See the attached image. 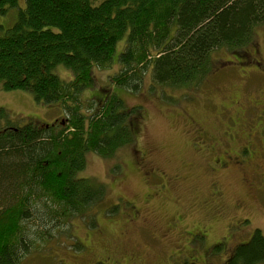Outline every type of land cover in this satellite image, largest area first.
I'll return each mask as SVG.
<instances>
[{
	"label": "trees",
	"instance_id": "obj_1",
	"mask_svg": "<svg viewBox=\"0 0 264 264\" xmlns=\"http://www.w3.org/2000/svg\"><path fill=\"white\" fill-rule=\"evenodd\" d=\"M18 5L0 0V13ZM261 25L264 0H25L11 26L0 24V90L29 92L63 116L0 126V264H20L41 250L50 227L70 217L94 225L104 188L81 171L87 153L112 159L137 141L143 105L127 106L124 94L139 92L145 76L152 87H197L219 50L248 67ZM60 66L70 79L60 77ZM98 70L107 88L83 99ZM243 221L251 218L228 227ZM228 252L222 264H264V235L256 227ZM102 260L121 264L111 253Z\"/></svg>",
	"mask_w": 264,
	"mask_h": 264
},
{
	"label": "rangeland",
	"instance_id": "obj_2",
	"mask_svg": "<svg viewBox=\"0 0 264 264\" xmlns=\"http://www.w3.org/2000/svg\"><path fill=\"white\" fill-rule=\"evenodd\" d=\"M17 2V8L0 13V24H13L25 0ZM248 48H257L264 58V25L254 29ZM213 55L215 68L197 87H152L145 76L139 92L124 94L127 106L143 105L137 141L119 148L112 159L87 153L81 171L104 188L102 204L91 218L94 225L70 217L50 227L51 240L38 242L41 250L20 264H113L102 260L104 253L121 264H222L256 227L264 235V69L259 75L245 73L231 53ZM56 71L71 78L64 67ZM105 75L96 72L95 85L84 89L83 99L100 85L106 87ZM0 107V126L63 116L59 107L38 103L22 90H0ZM248 133L256 157L241 168L222 170L224 152L233 154L246 144ZM245 217L251 222L228 227ZM212 245L214 251L208 249Z\"/></svg>",
	"mask_w": 264,
	"mask_h": 264
},
{
	"label": "flooded vegetation",
	"instance_id": "obj_3",
	"mask_svg": "<svg viewBox=\"0 0 264 264\" xmlns=\"http://www.w3.org/2000/svg\"><path fill=\"white\" fill-rule=\"evenodd\" d=\"M262 62H264V58H262V55L259 56V51L257 50V48H254L251 51L249 50V53L245 55V62L244 63L246 64V66H248V68L247 69L241 68L239 70L242 72H245V73H250V74L254 73V74L259 75L258 72L262 73L263 69H264L263 67H261ZM234 101H235V104L238 103V101H236V100H234ZM237 126H238V122H237ZM244 127H246V124L244 125ZM261 130L263 131V128H261ZM200 131L203 132L204 135L207 137V132H204V130H200ZM251 136L252 135L250 133H248L245 136L246 137V144L243 143L242 145H239V149L235 150V152L233 154H228L227 150H226L227 152H224L222 160L220 161V166L222 167V170H225L229 166H236V167L241 168V166H245V164H247L249 161L253 160L256 157V154L258 153V151L253 150V148H255V145H254L253 137H251ZM212 169H213V167H211V170ZM156 173L161 174L159 172H156ZM250 186L252 187V189H254L252 184H250ZM218 192H219V190L215 193L218 194ZM170 224H171V222H170ZM194 261H196V260H194ZM198 262L199 261H197V263Z\"/></svg>",
	"mask_w": 264,
	"mask_h": 264
}]
</instances>
